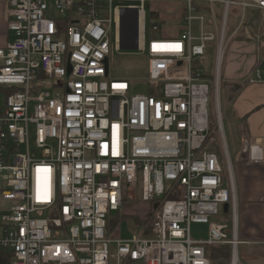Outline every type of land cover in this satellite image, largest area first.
<instances>
[{
	"label": "built area",
	"instance_id": "built-area-1",
	"mask_svg": "<svg viewBox=\"0 0 264 264\" xmlns=\"http://www.w3.org/2000/svg\"><path fill=\"white\" fill-rule=\"evenodd\" d=\"M152 1L0 0L11 32L0 46V264H211L207 248L225 244L238 264L246 242L221 64L246 11L264 15V0H180L176 37H160L158 24L147 31ZM232 5L240 18L226 37ZM112 32L116 50L146 54L145 94L110 78ZM242 83L264 84L258 64ZM245 145L247 161L264 159V141ZM137 198L154 203L151 219L114 237L112 215ZM224 204L230 224L217 219ZM193 223L206 238L190 237Z\"/></svg>",
	"mask_w": 264,
	"mask_h": 264
},
{
	"label": "rangeland",
	"instance_id": "rangeland-1",
	"mask_svg": "<svg viewBox=\"0 0 264 264\" xmlns=\"http://www.w3.org/2000/svg\"><path fill=\"white\" fill-rule=\"evenodd\" d=\"M185 8V2L180 0H160V1H152L147 2L145 4V12H146V25L147 31H149V23H150V12H156L159 23V31L157 34L160 37H176L179 34L180 27L182 25L181 22H176V19L180 18L183 10ZM214 9L217 14V23L219 24V17L222 11V5L220 3L214 4ZM250 10L246 11V16H248ZM207 18V15H205ZM240 14L239 8L237 6L232 5L230 7V12L228 16V23L226 27V37H228L233 29L239 22ZM260 20V19H259ZM195 24V23H194ZM260 24V21L259 23ZM262 25H250V33L257 35L259 32L261 33L260 27ZM182 28V27H181ZM245 30L249 28L243 25L242 27ZM241 28L234 36L228 41L225 46L224 55L221 64V84H220V108H221V120L224 129V135L226 144L230 153V157L233 164L234 169V157L236 152H238L242 147V127L238 125L236 122L233 111L228 104L230 100L228 97L231 92V86L225 84L222 78V71L225 68L226 61L229 57V53L234 54L233 50L234 44L236 41L240 40L241 37H245L242 34L243 29ZM148 37V32L146 33ZM214 52L213 50L209 51L208 60L213 59ZM108 65L110 70V78L117 79H126L129 81L131 85L130 94H145L146 93V75L148 68V58L145 53H139L137 50L133 49H121L116 50L114 46V36L113 32L111 33V48L108 59ZM229 100V102H228ZM213 137L216 141L217 150H220V142L219 135L217 132H214ZM246 146V145H245ZM244 146V147H245ZM243 147V148H244ZM3 183L0 182V186ZM3 204L7 205V203H1L0 207ZM154 203L141 201L140 198H137L132 201H127L124 203V206L120 208L118 213H114L112 217L118 216L117 223L113 220L109 221V230L114 237L117 238H126L130 237L136 231H138L142 224L149 222L151 219V215L149 214L150 209L153 208ZM0 211V215H1ZM220 214L217 219H220L227 224H230L229 213L225 215L222 212L220 207ZM128 216V217H124ZM124 218H123V217ZM136 217L141 223L136 225L130 218ZM207 226L204 224H190L189 226V234L193 239H204L207 236ZM239 250V259L238 264H264V246L262 245H250V244H241L238 247Z\"/></svg>",
	"mask_w": 264,
	"mask_h": 264
},
{
	"label": "crops",
	"instance_id": "crops-1",
	"mask_svg": "<svg viewBox=\"0 0 264 264\" xmlns=\"http://www.w3.org/2000/svg\"><path fill=\"white\" fill-rule=\"evenodd\" d=\"M183 13V12H182ZM256 25L262 32L250 38V31L243 29L245 37L236 41L222 71L223 82L231 86L228 107L242 127V147L234 157V176L237 200V234L250 245L264 246V159L247 161L242 151L246 141H264V84H243L246 74L256 64L264 74V15L258 12ZM182 14L176 22H181ZM260 19V20H259ZM260 21V24H258ZM11 32L6 28L3 4L0 2V46H5ZM239 85V90L234 86ZM234 89V91H233Z\"/></svg>",
	"mask_w": 264,
	"mask_h": 264
},
{
	"label": "trees",
	"instance_id": "trees-1",
	"mask_svg": "<svg viewBox=\"0 0 264 264\" xmlns=\"http://www.w3.org/2000/svg\"><path fill=\"white\" fill-rule=\"evenodd\" d=\"M258 15H259L258 11L250 10L248 16H246V18H245L243 25L250 29V25H256V22L258 20ZM149 17H150L149 25H154V24L159 25V23L156 20V19H158L156 12H150ZM250 36H251L250 38L254 37V35L252 36L251 33H250ZM239 88H240L239 85L234 86V89L236 91L239 90ZM234 89H233V91H234ZM232 96H231V99H232ZM215 150L218 153H220V150L219 149L217 150L216 145H215ZM124 217L126 218L128 216L124 215ZM117 218H118L117 215L115 217H111L110 221L113 220L115 223H117ZM130 219L136 225L141 223L136 217H131ZM229 253H230V248H229V245H226V244L225 245H213V246H210L209 248H207V250H206V254H207L208 258L210 259L211 264H228Z\"/></svg>",
	"mask_w": 264,
	"mask_h": 264
},
{
	"label": "water",
	"instance_id": "water-1",
	"mask_svg": "<svg viewBox=\"0 0 264 264\" xmlns=\"http://www.w3.org/2000/svg\"><path fill=\"white\" fill-rule=\"evenodd\" d=\"M133 31H134V34H135V32H136V26H134ZM132 48H134V46L126 47V48H123V49H132ZM68 73H69V71H68ZM223 212H224V213L227 212V204H224V205H223Z\"/></svg>",
	"mask_w": 264,
	"mask_h": 264
},
{
	"label": "snow or ice",
	"instance_id": "snow-or-ice-1",
	"mask_svg": "<svg viewBox=\"0 0 264 264\" xmlns=\"http://www.w3.org/2000/svg\"><path fill=\"white\" fill-rule=\"evenodd\" d=\"M178 47V46H177Z\"/></svg>",
	"mask_w": 264,
	"mask_h": 264
}]
</instances>
